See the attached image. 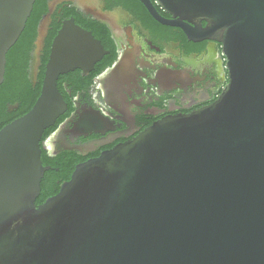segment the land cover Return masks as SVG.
Returning <instances> with one entry per match:
<instances>
[{
	"label": "water",
	"instance_id": "water-1",
	"mask_svg": "<svg viewBox=\"0 0 264 264\" xmlns=\"http://www.w3.org/2000/svg\"><path fill=\"white\" fill-rule=\"evenodd\" d=\"M35 1L0 0V84ZM141 1L193 39L221 41L227 86L78 164L37 204L42 136L67 106L58 78L104 52L66 20L36 102L0 129V264H264V0H156L175 20Z\"/></svg>",
	"mask_w": 264,
	"mask_h": 264
},
{
	"label": "flooded vegetation",
	"instance_id": "flooded-vegetation-1",
	"mask_svg": "<svg viewBox=\"0 0 264 264\" xmlns=\"http://www.w3.org/2000/svg\"><path fill=\"white\" fill-rule=\"evenodd\" d=\"M152 2L165 20L178 18ZM185 15L207 25L204 18ZM71 18L101 41L104 52L88 72L77 67L58 78L67 106L42 136V155L49 160L43 164L54 172V188L69 180L65 173L78 164L132 140L155 122L211 105L230 79L221 41L191 38L182 26L158 20L141 0H47L38 22H26L8 50L1 84L22 74L36 89L54 39ZM20 107L21 101H8L0 124Z\"/></svg>",
	"mask_w": 264,
	"mask_h": 264
},
{
	"label": "trees",
	"instance_id": "trees-1",
	"mask_svg": "<svg viewBox=\"0 0 264 264\" xmlns=\"http://www.w3.org/2000/svg\"><path fill=\"white\" fill-rule=\"evenodd\" d=\"M46 1L47 0L35 1L31 15L27 20L28 25H35L38 22L42 11L46 9ZM77 21L81 22V18L78 16ZM43 77L44 74L42 75L41 79H43ZM42 84L43 80L36 89H31L30 83L26 80V78L22 77V74H11V76L7 78V81L0 85V116L3 115V112H5L8 101H21V107L18 113L9 117V119H7L4 124H0V129L7 123L25 114L32 108L41 93ZM42 159L44 163L49 161L46 159L45 154L42 155ZM73 171L74 170L72 168L71 171L65 173L64 178L70 179ZM53 174V170H48L45 172V176L41 183V193L36 199L37 204L44 202L49 196L59 192L61 184H59L56 188L52 186L51 180L53 178Z\"/></svg>",
	"mask_w": 264,
	"mask_h": 264
}]
</instances>
